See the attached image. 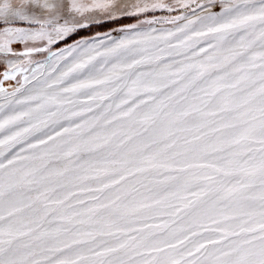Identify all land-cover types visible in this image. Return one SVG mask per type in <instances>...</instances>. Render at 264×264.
I'll list each match as a JSON object with an SVG mask.
<instances>
[{"label": "snow or ice", "instance_id": "6c2138e0", "mask_svg": "<svg viewBox=\"0 0 264 264\" xmlns=\"http://www.w3.org/2000/svg\"><path fill=\"white\" fill-rule=\"evenodd\" d=\"M0 64V264H264V0H0Z\"/></svg>", "mask_w": 264, "mask_h": 264}, {"label": "rangeland", "instance_id": "374dc122", "mask_svg": "<svg viewBox=\"0 0 264 264\" xmlns=\"http://www.w3.org/2000/svg\"><path fill=\"white\" fill-rule=\"evenodd\" d=\"M158 15H166V13H158ZM135 20H130L126 19L122 21L123 24L127 23H135ZM119 27V25L112 24V23H91L87 28L80 29L78 32L73 33L69 38H66L63 41H60L58 44L54 45L52 50L56 51L57 48H65L68 45L74 44L75 41L81 40V39H87L90 37H93L97 34H103L105 32H109L114 28ZM14 50L16 52H22L24 51V46L23 44H15L14 45ZM15 59V58H14ZM33 60H41L43 59V56H36L34 55L32 57ZM3 72V64H0V74ZM0 79H2V75H0ZM17 80H20L22 82L23 77L18 75ZM16 86V80H11V81H5L4 82V87H15Z\"/></svg>", "mask_w": 264, "mask_h": 264}]
</instances>
